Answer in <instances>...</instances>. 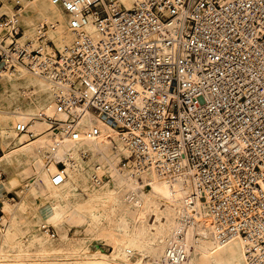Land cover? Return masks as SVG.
I'll return each instance as SVG.
<instances>
[{"label": "built area", "instance_id": "obj_1", "mask_svg": "<svg viewBox=\"0 0 264 264\" xmlns=\"http://www.w3.org/2000/svg\"><path fill=\"white\" fill-rule=\"evenodd\" d=\"M50 1L73 34L62 50L48 24L23 38L16 14L0 15V72L23 68L52 92V112L17 122L15 134L33 139L39 119L57 142L92 140L100 128L91 118L109 124L130 150L120 172L185 183V219L202 208L216 241L239 237L247 264H264V0ZM98 167L91 180L109 182ZM185 256L177 234L163 260Z\"/></svg>", "mask_w": 264, "mask_h": 264}, {"label": "bare ground", "instance_id": "obj_2", "mask_svg": "<svg viewBox=\"0 0 264 264\" xmlns=\"http://www.w3.org/2000/svg\"><path fill=\"white\" fill-rule=\"evenodd\" d=\"M7 1L3 7L9 8ZM16 2L20 3V0ZM18 12L24 26L23 38L36 37L39 27L46 23V35L57 49L62 50L71 43L73 34L69 29L66 30L64 13L50 0H25L17 12L10 14H16L17 21ZM4 74L0 80V116H9L16 124L26 122L31 116L52 112V92L45 79L23 69H18L17 74ZM29 86L35 93L28 100L19 101L21 88ZM91 119L100 128L98 136L92 140L81 137L76 141L63 137L59 142L42 125L47 124L45 121L33 119L28 128L37 136L36 139L26 142L20 138L15 141V148L0 158V163L17 164L22 171L31 169L29 163L32 162L36 169L35 178L31 179L34 182L32 190L36 191L34 196L36 199L42 198L45 205L48 204L46 217L40 215L42 220L59 222L66 218L72 224L85 223L99 238L112 244L113 250L109 255L98 253L103 255L100 257L103 260L108 256L118 257L128 264L123 257L136 251L147 258L141 264H166L163 260L165 249L174 242L177 234H181L186 252L182 264H247L243 241L239 237L223 243L216 241L202 208L197 210L193 220L185 219L188 185L155 171H146L135 177L129 172H120L117 164L123 155L129 153V147L112 126L97 118ZM14 134V131L0 125V140ZM82 153L90 156L87 162L81 159ZM66 158L74 159V163L68 162ZM60 160L66 162L65 178L61 183L53 184L51 178L60 169L57 164ZM97 165L99 173H108L111 183L90 180ZM14 185L15 179L9 177L2 188L10 191L15 188ZM23 202L16 207L23 208ZM84 207L88 212H82ZM2 210L11 217L8 230L0 236L7 243V239H15L17 235V212L8 200H5ZM150 213L156 224L149 225L145 221ZM161 213L164 214L162 220ZM17 249L18 256L26 255L21 246ZM41 250L37 253L41 259H49L54 255L49 247L43 246Z\"/></svg>", "mask_w": 264, "mask_h": 264}, {"label": "rangeland", "instance_id": "obj_3", "mask_svg": "<svg viewBox=\"0 0 264 264\" xmlns=\"http://www.w3.org/2000/svg\"><path fill=\"white\" fill-rule=\"evenodd\" d=\"M5 1L6 0H0V14L4 13L10 15L13 12H16L17 9H20L23 5V2H25V0H20L21 7L19 8L18 6H16V0H8L7 3L9 5V8H6L3 7ZM63 18L65 21L66 30H68L67 21L64 14H63ZM18 23L21 26V28L24 29V26L22 25V22L19 18V12H18ZM24 38L34 39L35 37H24ZM19 69H23V68H19ZM17 73L18 70L15 72V74ZM3 75L6 74H4V72H1L2 77L0 76V80L4 78ZM22 89L23 87L21 88V90ZM19 95H20L19 101L28 100V98L23 97L22 94ZM21 96L24 98V100ZM47 110H50V108H48ZM15 122L16 121L15 120L13 121L9 116H2V115L0 116V125L2 127H6L8 130L14 131L13 126ZM31 125L32 122L30 121L29 127ZM42 125L44 127L48 126L47 124H42ZM36 137L37 136H35L34 138L36 139ZM20 138L21 140L23 138L27 142V136L22 137L21 135L17 136L16 134L4 138L3 141L0 140V155L3 153H7L13 148H15L14 143ZM34 138L32 140H34ZM89 158L90 156L84 158L81 157V159L85 162H87ZM29 165L31 169L26 171L19 170L18 165L14 163L8 164L6 167L0 166V169L4 171L7 169L10 170L8 172V175L5 173V178L0 181V186H3L7 182L9 177H13L15 179V185H14L15 188L13 189L15 193L10 192V194L8 195L9 199L6 200H8L11 207L14 208V210L17 212V216H16L17 222L15 225V229L17 231L16 238L7 239V243H5L3 240L0 239V264H24V263L25 264H119V263L124 264V262L121 261V258L118 257L113 258L111 256H108L106 260L100 258L103 257V255H98L99 252L101 253L104 252L107 255H109L112 252L113 250L112 244H110L103 238H99L96 235V233L88 229L85 223L72 224L70 222H67L66 218H65L66 220L63 219L59 222H50V221L47 222L40 218L41 214L42 217H46L45 215L47 212L45 211V209L48 208V204L45 205L44 204L45 201L42 198L36 199V197L34 196V193H36V191L32 190L33 189L32 184L34 182H32L31 179L35 178L34 172L36 171V169L32 164V162H30ZM104 174L108 175L107 172H104ZM104 181L106 182L107 180L104 179ZM108 183H111V180ZM78 191L81 190L78 188ZM83 196L87 198L86 195ZM22 201H24L23 202L24 206L23 208L18 209V207L16 206L22 203ZM81 210L83 213L88 212V209L86 207H84ZM0 215L3 216L2 220L3 222H5V229L2 232H0V236H1L2 234L6 233V231L8 230L9 225L11 223V217H9V215L4 211L0 213ZM160 215H161L160 219L162 220L164 218V214L162 215L161 213ZM154 220H155L154 216L151 215V213L147 215V217L145 218V221L149 225H151L152 223L156 224ZM8 243L9 245H7ZM19 246L23 248L22 251L26 253V255L23 256L17 255L18 253L17 248ZM43 246L49 247L54 251V255L50 256L51 258L44 260L37 256V253L42 251L41 247ZM72 251H76V252L70 255ZM93 251L94 253H92ZM133 252L135 253L133 254ZM133 252L130 254V256L128 255L123 257V260H125L128 264L145 263L144 259L146 257L144 258L140 253H137L136 251Z\"/></svg>", "mask_w": 264, "mask_h": 264}, {"label": "crops", "instance_id": "obj_4", "mask_svg": "<svg viewBox=\"0 0 264 264\" xmlns=\"http://www.w3.org/2000/svg\"><path fill=\"white\" fill-rule=\"evenodd\" d=\"M4 154V153H3ZM3 154L0 155V158L3 156ZM0 166L1 167H6L7 165H4L3 163H0ZM2 170V169H1ZM4 172V174L6 173L8 175V172L10 171L9 169L7 170H2ZM10 192H14V190H10V191H7L5 189L2 188V186H0V213L3 212L2 208H3V205L5 204V200L6 199H9L8 198V195L10 194Z\"/></svg>", "mask_w": 264, "mask_h": 264}]
</instances>
